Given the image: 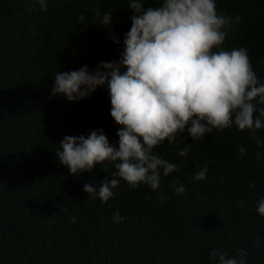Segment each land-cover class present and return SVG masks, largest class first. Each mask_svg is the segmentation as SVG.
<instances>
[{
	"label": "trees",
	"instance_id": "trees-1",
	"mask_svg": "<svg viewBox=\"0 0 264 264\" xmlns=\"http://www.w3.org/2000/svg\"><path fill=\"white\" fill-rule=\"evenodd\" d=\"M47 3L43 11L34 0H0V264H218L212 250L235 256L240 248L246 264H264V217L255 210L264 198V128L257 131L260 146L235 125L214 129L205 142L181 133L176 143L155 149L178 172L161 174L155 192L121 180L105 204L83 186L110 180L114 164L72 176L59 163L55 153L66 135L102 129L118 147L106 86L79 102L50 98L51 87L56 72L118 60L133 13L127 0ZM216 4L218 12L241 17L225 50L245 47L264 83V0ZM155 6V0L144 5ZM105 12H113L120 45L99 24ZM81 14L84 23L77 22ZM186 144L192 147L181 157ZM205 164L206 179L195 180ZM174 181L186 187L184 194L169 187Z\"/></svg>",
	"mask_w": 264,
	"mask_h": 264
},
{
	"label": "clouds",
	"instance_id": "clouds-1",
	"mask_svg": "<svg viewBox=\"0 0 264 264\" xmlns=\"http://www.w3.org/2000/svg\"><path fill=\"white\" fill-rule=\"evenodd\" d=\"M35 2L47 11V0ZM150 2L127 0L133 14L118 60L101 61L95 69L84 65L54 74L50 98L60 95L79 102L98 88H107L110 115L119 126L118 147L101 129L87 136H64L55 153L72 176L92 172L100 164H114L117 171L110 180L105 177L98 185L83 186L89 197L102 204L113 197L121 180L133 188L143 184L157 191L161 174L168 177L179 168L155 154V149L165 141L176 143L181 133L190 134L194 142H205L214 129L223 131L235 125L240 131L247 130L257 146L261 144L257 131L264 128V83L245 47H224L241 17L218 12L216 0H155L157 6L145 8ZM94 11L101 16L99 10ZM112 13L105 12L99 24L106 26L110 39L120 45L111 28ZM85 18L81 14L77 22L84 23ZM192 144L178 150V155L186 157ZM245 152L239 148L241 157ZM261 155L256 153L257 160ZM208 172L205 164L194 179L205 180ZM169 187L176 195L186 192L176 181ZM165 199L161 194V202ZM255 210L264 217V198L257 201ZM209 255L218 264H246L248 256L244 248L235 256L219 249Z\"/></svg>",
	"mask_w": 264,
	"mask_h": 264
}]
</instances>
